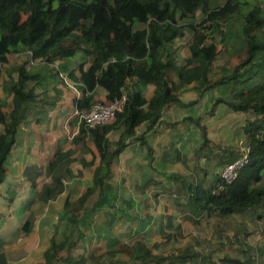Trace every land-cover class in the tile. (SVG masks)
Returning <instances> with one entry per match:
<instances>
[{
    "label": "trees",
    "instance_id": "1",
    "mask_svg": "<svg viewBox=\"0 0 264 264\" xmlns=\"http://www.w3.org/2000/svg\"><path fill=\"white\" fill-rule=\"evenodd\" d=\"M219 1L0 0V66L14 54L31 53L15 71V79L9 82L11 106L3 110L0 100V181L17 128L29 103L35 99V90L44 89L46 80L54 78L57 83H64L66 79L80 84L83 88L81 98L75 101L77 110H87L97 102L93 98L95 89L105 91L106 102L121 93L127 95L124 108L110 123L94 128L78 125L80 132L92 141L94 151L87 149V165L97 163V166L90 186L79 197L67 198L63 204L70 214L69 223L75 227L76 239L67 237L59 244L51 242L43 255L45 264L71 261L75 242L83 236L80 226L85 218L80 216L102 208L113 209L118 200L114 186L108 182L112 159L135 136L136 127L144 122L149 126L155 124L165 105L195 104V101L185 104L188 92L199 99L211 93L207 113L226 108L246 114L241 129L246 140L242 144L249 147L248 162L235 181L221 182L217 174L209 189L187 186L188 200L204 213L220 215L258 207L264 197V186L260 184L264 175V81L255 84L247 72L254 65L264 64V0H223L221 4ZM234 17L241 26L240 52L245 59L235 67L216 66L217 44L233 38L232 32H226V25ZM185 30L191 35L185 45L188 55L178 65L179 48L172 46L184 36ZM87 58L90 63L83 70ZM77 59L82 63L73 66ZM33 64L37 71L32 74L27 67ZM131 79L154 87L152 97L146 100L136 91L129 92L127 82ZM188 120L200 125L199 118ZM117 131V140L109 141V134ZM201 132L203 135V128ZM203 139L204 147L207 141ZM147 152L150 153L149 147ZM239 156L240 152L234 159ZM219 183L221 190L217 188ZM95 196L96 201L90 203ZM112 214L110 226L118 221ZM132 219L127 214L125 221ZM109 249L91 254L89 263L173 264L167 257L154 253L140 237ZM187 250H179L181 253L174 256V261L182 264L201 256L191 250L184 254ZM116 256L123 261L114 262ZM229 259L223 257L219 263L239 264Z\"/></svg>",
    "mask_w": 264,
    "mask_h": 264
},
{
    "label": "crops",
    "instance_id": "2",
    "mask_svg": "<svg viewBox=\"0 0 264 264\" xmlns=\"http://www.w3.org/2000/svg\"><path fill=\"white\" fill-rule=\"evenodd\" d=\"M18 55L19 62H10L11 56L8 63H3L0 66V74L7 78L6 83L2 81V87H4L0 89V100L4 104L3 110L11 106L12 96L9 90V82L15 79L17 68L24 64V62H20L23 57L29 58L24 53ZM81 63L77 59L74 63L72 62V65L76 66ZM89 63L90 58H87L84 61L83 70H86ZM32 66L31 68L27 67V70L33 74L37 68H35V64ZM46 81L48 83L44 85V89L35 90V99L29 103L17 128L15 142L4 163V175L0 181V264H21L23 258L20 257V254L27 248L29 240L35 237L41 240L40 247L33 253V255L38 256L34 261L26 264H45L43 255L50 247L51 242L59 244L67 237L76 239L75 227L68 220L70 214L63 209L66 184H84L82 190L84 192L90 184L91 172L93 173L94 167L97 166V163L93 166L87 165L89 159L87 149L91 148L94 151L92 141L80 132L79 126H75V124L78 125L77 120L72 118L76 108L75 101L81 98L83 87L66 79L64 83H57L54 78ZM127 86L129 92L136 91L146 100H149L153 95L154 87L145 86L135 79L129 80ZM209 93L204 94L201 99L191 92L185 94L187 98L185 104L195 101L191 107H181L176 104L165 105L155 124L149 126L147 122H144L136 127L135 136L129 140L119 155L112 159L109 179L114 175L112 167L120 164L123 156L127 158V166L130 169L142 163L144 175L148 173L149 176L143 177L139 183H134V189L139 191L138 194H143V206L147 204V199L153 200L155 206H162V212L156 216L142 210L140 206L135 204L136 193H133L134 191L128 193L126 200L125 191L121 190V187L118 189L114 187L119 197L117 202L123 200V205L126 203L130 207L129 209L134 208L135 211L138 209L137 213L140 214L143 211L145 214L138 217L132 212L131 217L133 219L125 221L127 215L125 208L122 209L123 212L115 213L114 216L118 219L116 222H123V225L128 222L133 224L127 229V231L131 230L132 232L131 234L126 232L127 239L122 242L111 237L110 241H106L108 248L116 244H128L140 237L145 245L154 252V246L159 243L150 244L149 239L146 238L151 228L154 227L156 233L161 236L163 231L168 228L179 233V230L182 229L180 222L186 220L188 216L198 218L213 215L214 226L208 222L209 228H214L217 231V228L221 226L222 230L220 233H214V236L209 238V242L218 245L213 251L217 255L221 253L218 255L219 258L231 259L232 257L231 260L237 261L239 264H264L263 248L260 246L257 249H252L247 246L255 242L254 238L250 240L246 230L240 231L242 223L240 219L247 218L254 224L261 217V213L257 211H263L264 197L255 210L249 209L227 215H220L218 212L204 213L205 211H201L187 198V186L211 188L217 180L219 170L240 152L239 148L235 146H228L224 150V146L214 144L208 138L206 132L208 126H205L204 123L208 122V119V123L212 119L216 120V113L221 111L232 112L226 108H219L220 110L217 109L213 113L205 112V108H209L211 105ZM105 96V91L94 90V101L106 102ZM235 114L239 115V113ZM188 118H199L200 125L197 126ZM244 124L243 118V124H240L239 127L240 131ZM201 128L204 131L203 135ZM118 135L119 132H115L114 135H111L110 141L117 140ZM203 137L207 141L204 147ZM240 138L246 140L244 134L242 137L240 135ZM147 147L150 148V153L147 152ZM186 147L190 151L184 150ZM111 148L113 147L111 146ZM157 149L159 150V158L156 156L158 158L157 168L153 169L149 163L153 159L152 153H156ZM185 152L191 154L190 164L193 162L192 168L189 167L190 164H186L189 155L186 156ZM148 161L150 162L148 163ZM176 164L181 167H175ZM165 165L167 171L171 172L170 175L164 171ZM151 170H156L161 176L169 180L170 184L155 180L154 176L150 175L149 171ZM261 185L264 186V184ZM149 187L151 188L150 191L146 192ZM156 187L160 189V197H163L164 204L158 200L159 194L155 191L151 192ZM148 193H151L153 199L146 197ZM167 204L172 206V211L168 209L165 212V205ZM37 206H45V212L37 213ZM253 211L256 212L251 213ZM89 215H81L80 217L87 219ZM141 220L143 225L137 223ZM150 221L151 224L148 225ZM171 221H174L173 224ZM249 225L252 227L251 224ZM227 230L232 232V238L226 237ZM80 232L83 236L75 242L74 252L71 251L70 253L71 261L56 264H90L88 251L96 249L97 244H100L105 236L110 237L112 235L111 229L103 232L101 226H95L88 233L82 230ZM255 237H258V234ZM226 247H232L233 252L228 253ZM209 255L211 256V254ZM61 256H64V252ZM115 260L123 261L118 256ZM215 264H220L219 260Z\"/></svg>",
    "mask_w": 264,
    "mask_h": 264
},
{
    "label": "rangeland",
    "instance_id": "3",
    "mask_svg": "<svg viewBox=\"0 0 264 264\" xmlns=\"http://www.w3.org/2000/svg\"><path fill=\"white\" fill-rule=\"evenodd\" d=\"M222 2H223V0L219 1L220 4ZM226 32L227 33L232 32L233 38L231 40L226 39L228 41H225L224 43H218L217 44L219 53H218V56L216 58L215 65L216 66L224 65L226 67H235L238 64H241L245 59V54L240 52L241 47H242V36H241V26H240L239 20L235 19V17L230 19V21L226 25ZM190 37H191V35L189 34V32L187 30H185L184 36L180 40L176 41L174 43V46H172V48H179V51L178 52L176 51V56L178 58L177 59L178 65L183 64V58L188 55V52L186 51L185 45L189 42ZM25 60H26V58L23 57V59L20 62H25ZM10 62H19V58H18L17 54L12 56ZM0 73H1V69H0ZM169 76L171 77L172 73H170ZM247 76L252 77L255 84L262 83L264 81V64H258V65L252 66L251 70H249L247 72ZM6 80H7L6 76H3V74H0V89L4 87V86L2 87V81L6 83ZM209 96L211 97V93H209ZM215 117H216V120L212 119V120H210V123H208L209 122V119H208V122L204 123L205 126H208L206 128L208 138L212 142H214V144H219L221 146H224V148H223L224 150H226V148L228 146H235V147L240 149V142H242L244 140H243V138H240V135H241V137L243 136V132L239 130V127H240V124H243V118L246 121L247 115L242 114V113L241 114L239 113V115H236L233 112H228V111L222 112L221 111L219 113H216ZM72 118H74V116H72ZM75 126H78V125L75 124ZM143 130H144V128L141 130V133L143 132ZM114 134H115V132H114ZM114 134H112V133L109 134V136H110V137L108 136L109 141H110V139H112L111 135H114ZM184 150L190 151V149L188 147H186ZM158 151L159 150L157 149L156 153H154V154L152 153L153 159L151 162L148 161V163L150 162L149 164H151L153 169L157 168V163H158V158H159L158 157L159 156ZM182 153L184 154V152H182ZM185 155L186 156L189 155V159H188L189 161L187 160V162H186V164L189 165L190 160H191V154H187L185 152ZM255 155H256V152H254L252 155L253 159H255V157H256ZM191 164H193V162H191ZM191 164L189 165L190 168H192ZM263 164H264V161H263ZM128 165L130 166V164H128ZM142 167H143V165L141 163L139 166L135 165L133 167V169H130L127 166V158L123 156L120 160V164L114 165L112 167L114 175L111 179H109V182L115 188L118 189L119 187H121L120 189L125 191L124 196H125L126 200L128 198V193L130 191H134L133 193H136L135 200H134L136 202L135 204L137 206H140L142 208V210H146L148 213H150L152 215L159 216V214L162 212V206L161 205L155 206L152 202L153 200H149V199H147L148 200L147 204H145L143 206L142 205V199H144L143 194H138L139 191L134 189V183H136V182L139 183L142 181L143 177L149 176L148 173H147V175H144V173L142 171ZM175 167H181V166L176 164ZM262 167H264V165ZM164 168H166V165ZM220 170H219L218 174L220 173ZM164 171L169 173L167 171V168L164 169ZM149 172H150V175L154 176L153 178L155 180H161L165 184H170L169 180H167L166 178L161 176L156 170H151ZM91 174H92V172H91ZM91 174H89V176H91ZM170 174H171V172L169 173V175ZM218 178H219V175H218ZM260 184H264V175H263V178H262V181ZM139 185H142V184H139ZM174 185H176V184H174ZM83 186H84V184H82V185H80V184H66L67 188L65 189V192H64V195H66V197H64V200H66L67 198L74 200L77 197H79L83 193V191H82ZM88 186H90V184H88ZM150 189L151 188L149 187L146 192H149ZM153 191H155V193L159 194L158 200L162 204H164L163 197H160L161 193H159L160 192L159 187L152 189L151 192H153ZM146 197H150L151 199H153L151 197V193L146 194ZM95 201H96V196L90 200V203H94ZM125 206L128 207V210L125 209L127 214H132V212H134L138 217H142L145 214L143 211H141L140 214L137 213L138 209H136V211L134 210V208L129 209L130 207L126 204L123 205V200H121L120 202L118 201L115 203L113 209L102 208L101 210H95V212L93 214L89 215L87 217V219H85V222L83 223V225L80 226V230H82L86 233H88L91 229H94L95 226L96 227L101 226L103 232L108 231V229L112 230V235L110 237L105 236V239L103 238L101 240L100 244H97L98 247L96 249H91L90 251H88L89 253L87 255H91L94 253L98 254L101 251L105 252L106 250H110L108 248V246L106 245V241L107 240L110 241L111 237L114 239L116 238L120 242H122L123 240L127 239L126 232L128 234H131V232H132L131 230L127 231L128 227L133 226V224H129L131 222H128L126 225H123V222H120V223L114 222V224L112 223V226L109 225V220L111 219V214L112 213H114V214L118 213L120 211L119 208L121 207V209H123V208H125ZM165 206H166L165 212H167L168 209L171 211L173 210L172 206L170 204H167ZM255 208H257V207L251 208L250 210L251 211L255 210ZM36 212L37 213L45 212V206H37ZM254 212H256V211H253L251 213H254ZM257 212L261 213L260 214L261 217L258 219V221L256 223H254L255 225L252 224L250 222V220L247 218H245V219L242 218V220L240 219V221H242L240 231L243 232L244 230H246V232H248L247 236H249L248 239L252 240L254 238L255 242L250 243V245H247V246L251 247L252 249H257L261 246V248H263V250H264V208H263V211H257ZM114 214H112V215H114ZM212 216L213 215L198 217V218L188 216V218L186 220L180 222L182 229L179 230V233L176 232L175 230H173L172 228H168L166 231H163V235L161 236V235H158L156 233L155 228L153 227L148 232L146 238L149 239L150 244H152V243H159L160 244L161 243L160 245L156 244L154 246V249H155L154 253L156 252L158 254H161V255L167 257L168 262H172L173 264H180V261H174V258H175L174 256L180 255L181 252H179V250L182 251L183 249L186 250L187 248H189V250L186 251L187 253L184 252V254L190 253V250H191V251H195V252L201 254V256L193 258V261H190V262L186 261L182 264H196V263L209 264V260L212 262V264H215L216 261L221 260V258L218 257V255L221 253H218V255H217V253L214 252L215 248L218 247V245L217 244L215 245V244H212L211 242H209V238L213 237L214 233H216V232L220 233L222 228H221V226H219L217 228V231L214 228H209L208 222H211V224H213V226H214V220L212 219ZM250 218H252V217H250ZM253 218H255V217H253ZM173 222H172V224H173ZM137 223L143 225L142 220L139 222L137 221ZM178 223H179V221H178ZM150 224H151V221L148 225H150ZM166 224H168V222H166ZM249 224H251L252 227H250ZM225 234H226V237L227 236L229 238L233 237L232 232H230V230H227ZM257 234H258V237H255ZM222 235L224 237L223 233H222ZM40 243H41V240H40V238H37V237L29 240V242L27 243V248L22 252V254H20V257L23 258V262L21 264L29 263L32 260L34 261L37 258L38 255H36V254L33 255V253H34V251H36L37 248L40 247ZM102 245H103V247H102ZM231 248L232 247H226V250L228 253L233 252L231 250ZM209 254H211L212 257ZM201 257H202V259H201ZM207 257L209 258L208 260H207ZM231 259H232V257H231ZM113 261L118 262L116 260H113Z\"/></svg>",
    "mask_w": 264,
    "mask_h": 264
},
{
    "label": "built area",
    "instance_id": "4",
    "mask_svg": "<svg viewBox=\"0 0 264 264\" xmlns=\"http://www.w3.org/2000/svg\"><path fill=\"white\" fill-rule=\"evenodd\" d=\"M29 58L31 57V53H26ZM17 56H19L17 54ZM32 63V61H30ZM127 102V95L125 93H121L118 98L113 99L110 102L100 103L96 102L91 105V107L87 110H77L73 112V116L75 120H77V124H81L86 128H94L97 126H103L110 123L115 114L120 112ZM249 147L242 144L240 142V156L231 162L225 164L221 170L219 175V180L224 183H232L238 177L240 171L244 168V166L248 162ZM216 186V185H215ZM218 190H221L220 183L217 184Z\"/></svg>",
    "mask_w": 264,
    "mask_h": 264
},
{
    "label": "clouds",
    "instance_id": "5",
    "mask_svg": "<svg viewBox=\"0 0 264 264\" xmlns=\"http://www.w3.org/2000/svg\"><path fill=\"white\" fill-rule=\"evenodd\" d=\"M106 103V102H105Z\"/></svg>",
    "mask_w": 264,
    "mask_h": 264
}]
</instances>
